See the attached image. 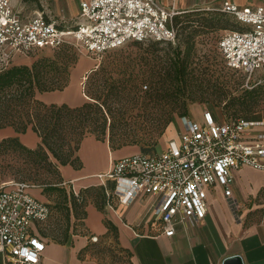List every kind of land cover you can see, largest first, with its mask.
Instances as JSON below:
<instances>
[{
	"label": "built area",
	"instance_id": "built-area-1",
	"mask_svg": "<svg viewBox=\"0 0 264 264\" xmlns=\"http://www.w3.org/2000/svg\"><path fill=\"white\" fill-rule=\"evenodd\" d=\"M209 9V8H208ZM219 10L232 17L238 29H225L216 48L225 65L244 74L247 83L263 69L254 84L264 86V5L240 7L225 2ZM176 9L157 0H79L74 25L58 22L41 12L20 18L11 0H0V70L18 58L64 43L80 45L99 64L101 57L128 41L176 39L172 24ZM83 83V82H81ZM83 88V86H82ZM264 121L228 119L204 109L200 119L183 115L177 137L157 153L136 152L116 158L99 174L107 197L128 205L140 195L152 197L150 210L167 236L179 223L194 225L207 211V188L223 187L233 213V171L242 165L262 168ZM107 182L112 188H107ZM31 184L14 182L0 188V264H41L45 249L34 225L49 215V207L31 192ZM93 236L92 240L96 241Z\"/></svg>",
	"mask_w": 264,
	"mask_h": 264
},
{
	"label": "crops",
	"instance_id": "crops-1",
	"mask_svg": "<svg viewBox=\"0 0 264 264\" xmlns=\"http://www.w3.org/2000/svg\"><path fill=\"white\" fill-rule=\"evenodd\" d=\"M30 1L11 0L20 18L27 19L41 12L61 23L74 25L77 21L79 0H62V6L54 10L57 18L46 15L43 10L30 13L27 5ZM157 1L165 8L173 7L178 11L215 8L225 2L240 7L264 5V0ZM94 65L92 59L79 58L64 89L36 92V97L45 103L82 104L85 99L81 96L79 85ZM8 136H18L30 148L40 143V137L30 127L25 133H16L9 126L1 127L0 139ZM121 149L112 150L108 139L99 140L88 135L75 152L74 163L57 166L61 184L72 188L75 195L82 189L96 186L101 191L102 201L85 204L81 218L82 232L69 237L66 235L65 241H60L62 238L50 239L39 231L38 225L45 220L34 225V232L45 242L41 264H105L95 256L94 247L109 232L113 233L117 245L127 254L128 264H223L227 257L234 255L240 257L242 264H264V166L242 165L233 171L231 191L238 203L237 215L230 209L223 187L215 183L207 188L204 218L194 225L179 223L174 235L167 236L162 232L160 223L153 219L150 210L152 197L140 195L132 203L123 205L115 197L106 196L98 175L106 173L112 161L123 156H115V152ZM260 162L264 165V156ZM107 188L111 190V182H107ZM93 236L97 237L96 241L92 240Z\"/></svg>",
	"mask_w": 264,
	"mask_h": 264
},
{
	"label": "rangeland",
	"instance_id": "rangeland-1",
	"mask_svg": "<svg viewBox=\"0 0 264 264\" xmlns=\"http://www.w3.org/2000/svg\"><path fill=\"white\" fill-rule=\"evenodd\" d=\"M62 0H31L27 3L30 13L34 11H44L46 15L57 18L54 14L56 7L62 6ZM206 7V6H205ZM209 7V6H208ZM215 10L199 8L195 9L188 19L193 20L191 27L182 31L179 26L178 37L172 42V48L178 47L180 55L187 50L190 52V60L197 70L195 76L198 77L196 87H193L194 101L189 105L185 115L191 118L200 119L204 109L211 110L216 115H224L228 118H244L254 121H264V86L254 84V81L261 76L262 68L256 70L253 77L247 83V78L239 71L226 67L216 48L218 38L225 29H234L230 16H220V22L228 23L227 28L211 29L204 28L199 17L210 16ZM183 15V14H181ZM187 17L181 18L186 21ZM180 25V23L178 24ZM197 29L199 33L185 43L183 40L187 32ZM154 40H144L140 43L128 41L122 46L106 52L100 59L98 80L88 82V75L82 77L81 85L85 84L86 97L81 94L86 101H92L90 95L100 94L99 103H104L103 109L110 113L113 120L114 131L122 134L121 137L132 144L121 147L116 155H129L136 152L157 153L162 151L168 142L177 137L179 121L181 116L177 94L167 90L159 84L158 89L148 82L130 81L127 84V94L121 96L108 97L105 101L107 87L103 84V76L110 70V61L123 55L144 56L149 60L155 56H162L168 51V44L157 42L158 50L152 51L151 44ZM42 56H48L59 65L73 66L77 64L79 58L92 57L85 52L80 45L68 44L63 48L53 51L43 49L24 60H18L15 64L28 65ZM151 60H149L150 62ZM92 63L94 60L92 59ZM96 66V67H97ZM114 79L121 78L119 69H114ZM141 68H135V72L140 73ZM118 85L119 83H114ZM173 118L165 127L166 117ZM110 123V120H108ZM8 127V126H5ZM11 127V126H9ZM4 128V127H2ZM255 131H264V124L254 128ZM108 135L106 136V138ZM117 150V149H116ZM76 152V151H75ZM75 152L73 157H75ZM122 157V156H121ZM53 159V158H52ZM116 159V158H115ZM0 188L8 187L14 182H27L32 186L30 192L33 193L49 207L47 219L38 225L39 231L50 239H61L65 235L79 234L82 232L83 209L88 202L100 203L102 194L98 187L91 186L82 189L75 195L68 186L61 184L58 170L55 166H44L41 163L35 164L30 157L18 152H8L0 157ZM32 193V192H31ZM71 194L76 198L73 200ZM95 256L105 264H128L127 254L122 251L115 241L113 233L109 232L106 237L97 242L94 247Z\"/></svg>",
	"mask_w": 264,
	"mask_h": 264
},
{
	"label": "trees",
	"instance_id": "trees-1",
	"mask_svg": "<svg viewBox=\"0 0 264 264\" xmlns=\"http://www.w3.org/2000/svg\"><path fill=\"white\" fill-rule=\"evenodd\" d=\"M193 11L183 10L173 15L172 24L176 30V39L179 26H181L182 31L191 27L190 24L192 23L190 22L193 20L188 18L193 14L191 13ZM215 11V13H210V16L199 17L202 21L200 24L204 28L213 30L227 28L228 23L220 22L219 15H229L219 10ZM184 17H187L186 21L181 20ZM231 20L232 25H236V27L233 25L234 29H238V23L232 17ZM179 23L180 25H178ZM197 33H199L197 29H192L191 32L186 33L183 40L188 43ZM133 42L140 43L141 41L133 40ZM155 42L151 44L153 52L158 50L155 46L157 42L167 43L168 51H165L162 56L150 58V62L147 57L129 54L110 61V70L105 73L102 79L104 86L107 87L105 101L108 97L127 94L128 87L125 83L130 81L134 82L133 84L138 81L148 82L155 86V90L160 88L158 87L159 84L161 86L166 84L162 87L177 94L180 106L178 116H183L186 114L190 103L194 101L193 87L199 85L195 72L199 69L192 65L193 61L190 60L188 50L180 55L178 47L170 51L172 42ZM68 44L71 43H64L58 48L49 50L56 51ZM137 67L142 69L140 73L135 72ZM115 68L119 69V74L122 75L117 80L114 79ZM100 70L101 67L99 68V66L93 67L88 75V82H96ZM70 73V66L67 63L59 65L58 61L48 56L34 60L30 66L14 63L0 70V128L11 126L16 133H25L30 127L40 137V143L35 148L23 144L18 136L1 138L0 157L13 151L25 154L35 164L41 163L44 166L57 168L58 165L74 163L76 160V157H73L74 152L78 150L83 138L88 135H93L99 140L108 139L112 150L133 143L127 142L121 137L122 134H117L114 131L110 113L103 109L104 103L98 102L100 94L90 95L92 101L84 100L82 104L77 106H71L67 103H45L36 97V92L64 89L69 83ZM114 83L119 84L115 85ZM81 94L86 97L85 84L81 88ZM172 118V116L166 117L165 127ZM71 198L76 199L73 194H71ZM66 239L67 236L65 235L60 241Z\"/></svg>",
	"mask_w": 264,
	"mask_h": 264
},
{
	"label": "water",
	"instance_id": "water-1",
	"mask_svg": "<svg viewBox=\"0 0 264 264\" xmlns=\"http://www.w3.org/2000/svg\"><path fill=\"white\" fill-rule=\"evenodd\" d=\"M223 264H242L241 259L238 255L227 257Z\"/></svg>",
	"mask_w": 264,
	"mask_h": 264
}]
</instances>
